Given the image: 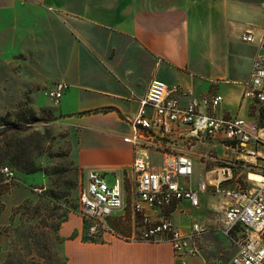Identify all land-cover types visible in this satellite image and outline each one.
Segmentation results:
<instances>
[{
  "label": "crops",
  "instance_id": "1",
  "mask_svg": "<svg viewBox=\"0 0 264 264\" xmlns=\"http://www.w3.org/2000/svg\"><path fill=\"white\" fill-rule=\"evenodd\" d=\"M263 4L264 0H0L1 59L6 58L7 41L14 44L13 54L45 59L48 71H60L53 85L67 82L70 88L59 111L77 117L79 127L87 131L79 137L76 159L81 170L131 173L135 152L124 138L133 134L132 121L153 79L179 86L182 105L190 101L189 93L221 95L223 102L213 112L218 117L233 118L246 109L250 115L251 107L259 106L246 105L244 93L264 35ZM39 27L41 34L36 33ZM248 33L255 36L254 42L243 41ZM106 109L110 111L94 114ZM111 123L127 132L109 127ZM183 130L169 139L177 149L185 141L180 137ZM144 154L151 166V158L160 157L154 167L164 160L159 151ZM193 180L191 185L197 187ZM211 197L219 198L202 195L198 209L185 202L169 208L171 215L168 209L150 214L154 221L160 214L190 231L193 223L213 224ZM112 218H119V213ZM81 224L76 223L78 232ZM74 226L65 227L67 235ZM79 234L64 246L66 264H226L236 254L219 232L201 239V256L187 258L178 257L169 244L110 235L85 242Z\"/></svg>",
  "mask_w": 264,
  "mask_h": 264
},
{
  "label": "built area",
  "instance_id": "2",
  "mask_svg": "<svg viewBox=\"0 0 264 264\" xmlns=\"http://www.w3.org/2000/svg\"><path fill=\"white\" fill-rule=\"evenodd\" d=\"M243 41L252 43L255 36L248 33ZM245 85L244 98L264 108V35ZM69 88L67 82H57L46 90V96L60 105ZM182 94L179 86H169L159 79L151 81L132 121L133 134L124 138L135 152L130 178L125 173L116 174V183L110 187L98 168L84 171L80 209L87 235L95 239L105 235L123 238L110 220L125 211L129 200L135 232L123 240L169 244L178 257L187 258L201 256V239L219 232L236 248V254L226 264H264V129L242 118L216 116L213 112L223 102L221 95L194 97L189 93L190 101L182 105ZM179 128H184L180 137L187 142L219 141L230 166L216 170L197 187L192 186L193 157L169 142ZM149 150L163 153L159 167L151 166L145 157ZM240 167H248L259 176L253 181L248 174L251 187L246 190L226 186L233 180V168ZM2 173L6 183L17 180L16 172L8 166ZM202 195L219 197L211 225L193 223L190 231H183L171 219L159 214L154 221L150 214L185 202L198 209Z\"/></svg>",
  "mask_w": 264,
  "mask_h": 264
},
{
  "label": "rangeland",
  "instance_id": "3",
  "mask_svg": "<svg viewBox=\"0 0 264 264\" xmlns=\"http://www.w3.org/2000/svg\"><path fill=\"white\" fill-rule=\"evenodd\" d=\"M41 31L39 27L36 33L41 34ZM13 48L14 44L6 41L5 59H1L4 51H0V134L6 131L0 138V147L11 155L4 165L17 174L15 182L3 181L2 191L0 189V264H66L64 246L79 233L85 242L102 240L87 235V226L81 217L80 196L85 174L76 157L79 137L87 131L83 125L79 127L77 117L63 115L59 105L46 96V90L52 87L54 77L60 71H48L45 59L31 58L29 54L16 51L13 54ZM239 94L235 93V100ZM253 102L252 99L245 100L246 105ZM233 118L246 119L264 129V108L261 106H252L250 115L246 109ZM108 126L127 132L119 124ZM111 137L118 139L113 134ZM179 148L189 152L194 159L195 185L207 181L216 170L230 166L223 146L213 140L180 141ZM14 156L18 159L13 162ZM159 158H151L154 166L159 164ZM249 173L253 171L248 167L233 168V180L226 186L250 188ZM125 175L131 177L128 170ZM106 182L110 187L115 185L116 174L108 173ZM218 199L211 197V205ZM127 204L119 218L110 220L119 237H123L116 238L122 240L132 236L133 214L129 200ZM172 211L168 209L167 214L171 215ZM82 221L84 225L81 224V232H78L76 223ZM69 225L75 226L67 235L65 227Z\"/></svg>",
  "mask_w": 264,
  "mask_h": 264
},
{
  "label": "trees",
  "instance_id": "4",
  "mask_svg": "<svg viewBox=\"0 0 264 264\" xmlns=\"http://www.w3.org/2000/svg\"><path fill=\"white\" fill-rule=\"evenodd\" d=\"M5 135H6V131L4 133L0 134V138H2ZM9 156H11L10 152L5 151L4 149H1V147H0V189H1V191L3 189V186H2L3 181L6 182L5 177H4L3 173H2V169H3V167H5L4 162H5L6 158L9 157ZM17 159L18 158H16L14 156L12 161L14 162Z\"/></svg>",
  "mask_w": 264,
  "mask_h": 264
},
{
  "label": "bare ground",
  "instance_id": "5",
  "mask_svg": "<svg viewBox=\"0 0 264 264\" xmlns=\"http://www.w3.org/2000/svg\"><path fill=\"white\" fill-rule=\"evenodd\" d=\"M250 179L253 181L259 180V176L251 173Z\"/></svg>",
  "mask_w": 264,
  "mask_h": 264
}]
</instances>
